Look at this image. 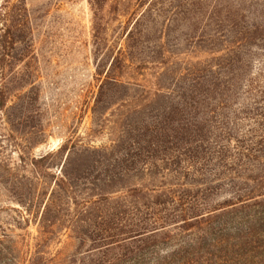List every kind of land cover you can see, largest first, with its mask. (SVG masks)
<instances>
[{"label": "rangeland", "instance_id": "1", "mask_svg": "<svg viewBox=\"0 0 264 264\" xmlns=\"http://www.w3.org/2000/svg\"><path fill=\"white\" fill-rule=\"evenodd\" d=\"M133 4L0 0V264H264V0Z\"/></svg>", "mask_w": 264, "mask_h": 264}, {"label": "trees", "instance_id": "2", "mask_svg": "<svg viewBox=\"0 0 264 264\" xmlns=\"http://www.w3.org/2000/svg\"><path fill=\"white\" fill-rule=\"evenodd\" d=\"M133 2H134L133 5L137 6V4H139V5L141 4L142 0H133ZM139 21H140V17H136L134 19V21H133L134 23L131 25V27L128 31L127 37H126L127 42L130 40L129 38L132 37V34L134 33V30L136 29ZM95 26H96V21H95ZM4 37H5L4 42L10 43V46H14V44L17 42L16 37L10 39V41H7V38H8L7 34ZM4 44H6V43H4ZM129 60L130 59L128 58V56L124 53V51L121 48L112 52L111 61H110L108 70L106 72L104 81L107 82V81H112L114 79L117 80V78L115 76H121L122 77L124 74H126V72H127L126 70L129 69V67H130ZM106 82H104L100 85V93H102V89H104V85ZM68 148H69V143L67 141V142L62 144V146L60 147V151L67 150ZM46 158H47V156H42V157L38 158L37 160H35L34 166L37 167L36 164L43 162V160ZM56 181H57V189H61L62 185H64V184L68 186V183H69V180H67L64 175H62ZM21 204L24 205L25 203L21 201ZM24 206H26V205H24ZM26 209L28 210L29 207L27 206Z\"/></svg>", "mask_w": 264, "mask_h": 264}]
</instances>
